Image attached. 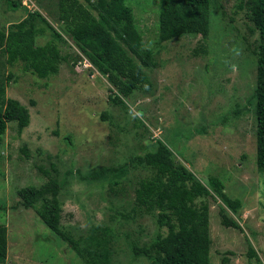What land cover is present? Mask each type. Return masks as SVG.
I'll list each match as a JSON object with an SVG mask.
<instances>
[{"label": "rangeland", "instance_id": "obj_1", "mask_svg": "<svg viewBox=\"0 0 264 264\" xmlns=\"http://www.w3.org/2000/svg\"><path fill=\"white\" fill-rule=\"evenodd\" d=\"M126 1L140 49H152L155 64L145 70L150 87L134 92L129 112L111 101L115 88L105 75L87 60L89 67L79 64L82 56L71 44L62 49L67 61L55 77L38 79L19 64L5 68L4 76L14 75L6 98L24 106L30 119L20 133L8 123L0 146V225L8 231L4 264H82L33 209L18 205L21 188L49 179L60 187L59 226L80 245L91 236H106L109 264H155L130 249V243L149 247L166 233L156 212L135 204L139 181L153 172L130 167L118 184L108 183L107 174L159 139L198 178L217 177L224 193L242 202L239 232L220 224L217 205L209 200L210 264H264V173L256 165L252 54L258 36L250 33L246 10H238L236 0H211L205 38L182 35L157 44L158 0ZM21 4L54 19L52 0ZM26 11L9 10L0 0V29L21 21ZM101 170L107 174H98ZM250 246L257 257L250 256Z\"/></svg>", "mask_w": 264, "mask_h": 264}, {"label": "trees", "instance_id": "obj_2", "mask_svg": "<svg viewBox=\"0 0 264 264\" xmlns=\"http://www.w3.org/2000/svg\"><path fill=\"white\" fill-rule=\"evenodd\" d=\"M5 1L9 10L26 11L21 0ZM236 1L237 9H245L252 23L250 33L258 36L252 49L256 64L255 146L256 165L258 171L264 173V0ZM157 2V44L182 35L202 38L208 35L211 0ZM52 3L55 8L52 22L38 11H26L27 16L21 21L9 25L8 29H0V146L8 123L14 122L20 133L29 126L30 119L24 106L6 98L8 83L14 78L12 72L4 76L7 66L19 64L22 71L38 79L55 77L60 64L67 61L62 49L71 44L81 54V59H86L106 76L115 88L111 101L126 112L130 111L134 92L150 87L145 70L155 66L154 51H141L140 33L126 0H52ZM38 38L46 42L38 45ZM137 59L140 65L135 62ZM177 156L169 144L159 139L148 146L143 155L130 157L128 164L111 168L108 174L105 170L98 174H107L111 177L108 183L118 184L128 176L130 167L153 172L150 178L139 181L134 190L135 204L148 214L156 212V223L159 228H165L166 233L158 235L149 247L139 248L130 243L135 255H144L155 264H210L209 200L217 205L220 224L239 232H243L237 218L242 202L224 193L220 179L201 180L178 162ZM59 190L53 179L39 187L21 188L17 192L18 205L33 209L41 222L68 244L82 264H109L106 236H91L85 245H80L60 228ZM7 233V228L0 225V264L6 262ZM249 253L256 256L251 246Z\"/></svg>", "mask_w": 264, "mask_h": 264}, {"label": "clouds", "instance_id": "obj_3", "mask_svg": "<svg viewBox=\"0 0 264 264\" xmlns=\"http://www.w3.org/2000/svg\"><path fill=\"white\" fill-rule=\"evenodd\" d=\"M79 64H81V65H85V64H86V59L81 60ZM89 64H90V63H89ZM89 64H86L87 67L90 66Z\"/></svg>", "mask_w": 264, "mask_h": 264}]
</instances>
